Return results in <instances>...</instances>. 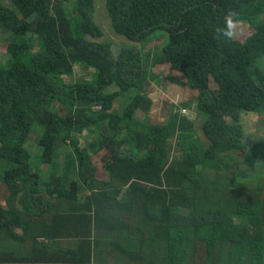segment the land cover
I'll return each instance as SVG.
<instances>
[{
    "label": "trees",
    "instance_id": "obj_1",
    "mask_svg": "<svg viewBox=\"0 0 264 264\" xmlns=\"http://www.w3.org/2000/svg\"><path fill=\"white\" fill-rule=\"evenodd\" d=\"M103 1L117 41L95 19L98 0H75L74 13L71 0H0V29L13 38L0 63V209L19 229L0 221V264L51 251L60 264H264V134L247 144L243 124L256 114L264 133V15L245 40L213 39L227 9L264 0ZM30 33L43 43L35 54ZM77 64L96 81L66 82ZM152 82L183 98L153 96ZM83 131L90 148L110 149L105 180L77 148ZM185 134L200 144L175 153ZM240 159L254 172L230 175Z\"/></svg>",
    "mask_w": 264,
    "mask_h": 264
},
{
    "label": "rangeland",
    "instance_id": "obj_2",
    "mask_svg": "<svg viewBox=\"0 0 264 264\" xmlns=\"http://www.w3.org/2000/svg\"><path fill=\"white\" fill-rule=\"evenodd\" d=\"M98 11L95 13V19L98 23H100V25L102 24V27L105 29L106 33L108 35H111L113 37L114 40L117 41L116 38H114L111 29H110V25L111 22L109 20V18L107 17V15L105 16L106 13H104V9H103V5H104V1L103 0H98ZM68 10L69 13H74L75 10V0H71V2H69L66 5V11ZM100 15L101 18L98 16ZM264 15V7L260 4H253V5H245L243 6L241 12H240V17L241 19H243L245 21V23L241 26V34L237 39H241V40H245L249 35L254 33V26H253V20L252 17H258V16H262ZM107 17V18H106ZM259 18V17H258ZM110 23V25H109ZM29 40L28 44H29V49L27 54H35L38 51L43 49V43L41 41L40 38H38L36 35L30 33L28 34L27 37ZM89 39H93L91 37H86ZM12 36L7 33L4 32L0 29V63H3L5 61H7L10 57H9V53L7 52V46L10 43V41H12ZM18 40V39H17ZM102 39H97V41H102ZM120 42V40L118 41ZM162 42V41H161ZM153 47H156L155 42L153 43H148L144 46V48H141V52L144 55H147L149 51L155 50L157 49ZM120 46L119 44L116 42L113 45V51L115 53L118 52ZM151 49V50H150ZM158 71V70H155ZM170 71L171 74H173V70L171 68H167L166 69V73H168ZM177 75H179V73H177ZM183 77V76H181ZM63 79L66 82H72V83H78V82H89V83H94L97 79V72L95 69L86 66L85 64H77L74 68V72L72 75L69 76H64ZM153 83V84H152ZM152 86H151V92L152 95L155 96V94L157 93V91L161 90V93H163L166 97L170 98L171 100L178 102L183 98L184 95V89L182 87H176L173 84H170V86H167V88L165 86H163L162 84H156L155 82H152ZM161 85V86H160ZM159 89V90H158ZM107 92H114L116 91V88L114 85L108 87V89L106 90ZM65 106L66 107H70L71 106V102L69 101V99H66L65 101ZM124 107V103L120 101H118L116 103V111L121 110V108ZM184 112H186L187 114L190 113L191 114V110L189 109H183ZM141 123H145L147 120V115L142 113V112H137L136 116H135ZM243 124H244V129L247 133V140L246 143L250 144V142H252L255 138H259L262 137L264 134L262 131H258V125L260 124L259 118L256 114H245L243 115ZM91 134L87 131H83L81 134H79L77 136L78 138V145L77 148L85 155V157L87 156V160L98 166L97 172H96V177L98 179H102L105 180L107 178V171L104 168V161L106 159V157L110 156V149L109 147H104L101 150H98L97 148H90L88 145V142L91 139ZM193 142H197L200 144V140H199V136L197 134H185V135H175V137L172 140L173 143V147H174V152L176 153L177 150H179V148L181 147L182 150L185 147H190V144ZM180 146V147H178ZM26 148L29 150L31 158H30V167L33 171L35 172H39L40 174L43 173V171L47 169L46 165L42 164L40 162V153H39V147L36 145L34 140H30L28 141V143L26 144ZM124 154H129L131 156H135V157H139L140 155H135L133 150L129 151L128 146L125 148L124 150ZM249 167L250 169L253 170V166L244 161L243 159H240L239 161H237L236 163L233 164L231 170L229 171V174L232 175L236 170H243L246 167ZM253 175V174H252ZM0 203H2V201L0 200ZM1 209H3V206L0 204ZM0 209V221L2 223H6L11 225L12 228L16 229L17 231H19L18 228H16L12 222V220L9 218V216H5L6 214L4 212H2V210ZM203 262L205 263V261L203 260Z\"/></svg>",
    "mask_w": 264,
    "mask_h": 264
},
{
    "label": "clouds",
    "instance_id": "obj_3",
    "mask_svg": "<svg viewBox=\"0 0 264 264\" xmlns=\"http://www.w3.org/2000/svg\"><path fill=\"white\" fill-rule=\"evenodd\" d=\"M244 23L236 9H227L222 24L213 29V39L217 42H234L240 36L241 26Z\"/></svg>",
    "mask_w": 264,
    "mask_h": 264
},
{
    "label": "crops",
    "instance_id": "obj_4",
    "mask_svg": "<svg viewBox=\"0 0 264 264\" xmlns=\"http://www.w3.org/2000/svg\"><path fill=\"white\" fill-rule=\"evenodd\" d=\"M93 239L95 240L96 238L93 237ZM55 248L56 247H54V249ZM102 250H103L102 248L97 247L96 240H95V244H92V246H91V251L93 252V255H96L99 251H102ZM109 258L110 257L106 256V261H108ZM42 259H44V260H42ZM35 260H37L35 264H60L58 257H56L54 251L49 252L48 255L45 257H39ZM93 261H94V259H93ZM102 261H103V258H101V260L99 262H96V260H95V264H101ZM91 264H93V263H91Z\"/></svg>",
    "mask_w": 264,
    "mask_h": 264
}]
</instances>
